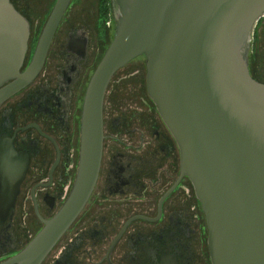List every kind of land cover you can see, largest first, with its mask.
Returning a JSON list of instances; mask_svg holds the SVG:
<instances>
[{"label": "water", "instance_id": "water-1", "mask_svg": "<svg viewBox=\"0 0 264 264\" xmlns=\"http://www.w3.org/2000/svg\"><path fill=\"white\" fill-rule=\"evenodd\" d=\"M70 2L55 1L21 70L30 21L12 0H0V103L40 71ZM110 5L114 33L85 92L73 186L51 217L41 216L44 225L29 243L0 264H41L81 212L101 166L107 87L118 69L140 56L148 94L179 146L181 174L190 176L200 200L212 264H264V82L249 68L264 0Z\"/></svg>", "mask_w": 264, "mask_h": 264}, {"label": "flooded vegetation", "instance_id": "flooded-vegetation-1", "mask_svg": "<svg viewBox=\"0 0 264 264\" xmlns=\"http://www.w3.org/2000/svg\"><path fill=\"white\" fill-rule=\"evenodd\" d=\"M68 9L40 71L0 103V262L29 243L44 225L41 216L49 218L61 207L76 178L84 96L104 53L97 48L92 55L84 25H68L58 34ZM99 14L104 31L101 9ZM45 20L30 42L29 19L21 70L31 61ZM108 90L109 85L96 184L41 264H212L200 200L190 176L181 174L179 146L148 91L142 116L134 117L123 105L117 113L108 111Z\"/></svg>", "mask_w": 264, "mask_h": 264}, {"label": "rangeland", "instance_id": "rangeland-1", "mask_svg": "<svg viewBox=\"0 0 264 264\" xmlns=\"http://www.w3.org/2000/svg\"><path fill=\"white\" fill-rule=\"evenodd\" d=\"M14 1L19 8L26 12L31 21L33 34L31 35L33 36L30 39L31 42L37 30L41 27V22L43 23L47 14H50V9H52L56 0ZM101 7V0H72L58 34L65 33L64 31H66L68 25H84L92 38V55H95L97 48L100 49V54L102 55L114 33V18L111 10L106 20L103 21L106 29L102 31L97 25ZM252 42L254 49L253 47L251 48L252 51L249 57V64L252 67L251 69L254 75L258 79L264 81V17L260 19L258 25L254 29ZM56 44L57 41L55 42V45ZM146 87L145 60L143 56H140L121 67L113 75L109 84L108 97L105 102L106 107H109L108 111L117 113L121 110L118 106L123 105L128 109H133L127 110L129 113L134 111L136 113L134 117H137L139 113L142 116L139 107L143 109L144 103H148Z\"/></svg>", "mask_w": 264, "mask_h": 264}, {"label": "trees", "instance_id": "trees-1", "mask_svg": "<svg viewBox=\"0 0 264 264\" xmlns=\"http://www.w3.org/2000/svg\"><path fill=\"white\" fill-rule=\"evenodd\" d=\"M101 6L102 15L104 16V20H106L109 15V12L111 11V5L109 0H101Z\"/></svg>", "mask_w": 264, "mask_h": 264}, {"label": "bare ground", "instance_id": "bare-ground-1", "mask_svg": "<svg viewBox=\"0 0 264 264\" xmlns=\"http://www.w3.org/2000/svg\"><path fill=\"white\" fill-rule=\"evenodd\" d=\"M68 7H69V6H68ZM262 17H264V15H263ZM260 19H261V18H260ZM112 37H113V36H112ZM118 70H119V69H118ZM118 70H117V71H118Z\"/></svg>", "mask_w": 264, "mask_h": 264}]
</instances>
